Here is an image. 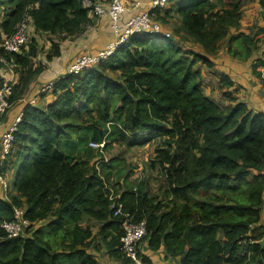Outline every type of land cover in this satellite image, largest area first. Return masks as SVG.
Wrapping results in <instances>:
<instances>
[{"label": "trees", "instance_id": "16d2710c", "mask_svg": "<svg viewBox=\"0 0 264 264\" xmlns=\"http://www.w3.org/2000/svg\"><path fill=\"white\" fill-rule=\"evenodd\" d=\"M7 1L11 8L0 20V37L11 34L26 11L35 30L61 38L89 20L82 0ZM180 1L182 24L203 51L216 54L220 39L230 33L229 53L252 57V72L260 74L264 58L261 50L256 53L257 34L229 32L241 16L237 1ZM36 49L7 52L0 46L20 75L10 101L41 71L43 65L30 64ZM59 54L52 40L45 57ZM198 61L212 69L206 54L164 34H134L97 64L55 78L54 98L45 106L25 104L5 160L6 168L12 156L18 158L14 193L9 200L0 197V223L13 218L14 205L23 207L30 226L46 222L12 236L0 225V264H97L86 249L92 229L80 222L86 214L102 222L109 255L127 264L120 249L122 217L113 214L104 182L122 170L116 156L104 158L102 151L155 139L149 165L165 176L168 204L154 202L142 181L117 190L122 210L146 221L140 246L162 245L165 256H178V264H264L263 230L252 234L250 227L260 222L264 198V111L250 108L225 72L209 71L217 78L219 98L205 93ZM138 253L153 264L141 247Z\"/></svg>", "mask_w": 264, "mask_h": 264}, {"label": "crops", "instance_id": "0c3cea01", "mask_svg": "<svg viewBox=\"0 0 264 264\" xmlns=\"http://www.w3.org/2000/svg\"><path fill=\"white\" fill-rule=\"evenodd\" d=\"M100 1L103 7L107 8L110 0ZM137 1H140V6L136 7L134 3ZM146 1L148 0H122L127 8L122 16V23L130 15L134 14L139 8L146 7L144 4ZM6 2L11 5L7 0ZM10 8H6L3 11V15L0 20L3 18L5 13L10 10ZM29 28L33 29V31H37L33 28L32 21L30 22ZM161 29L163 30V28ZM49 34H51V41L55 40L58 42L60 54L53 56L51 59H47L45 57V61L42 62V70L31 77L29 83L24 88L20 96L12 100L11 104L5 109L4 116L0 119V132L7 129L8 126L12 124L15 116L22 111L25 104L32 103L34 105L43 107L47 102L51 101L54 98L52 92L50 91L51 86L44 88L45 84H49L50 82L52 83L55 78L67 73L69 63L83 50L96 52L97 50L105 47L106 44L112 39L113 30L111 27V20L107 13L104 12L97 16L89 14V20L85 24H82L80 30H78L75 34L68 35L64 38L60 37V39H54L52 37V34L55 33ZM3 36L4 34L0 37V46H2L1 43L4 38ZM46 47H48V45ZM202 53L206 54L212 60V69L227 73L233 78L236 85L240 86L239 96L245 100V102H247L250 108L253 110L264 111V79L261 77L262 68L261 66L257 67V70L260 72L259 75H256L252 72V63L254 62L252 57L236 58L230 54H226V57H223L222 55H219L222 53L217 54V52L213 55L203 50ZM225 53H227V51H225ZM0 59L11 64L10 60H6L1 54ZM196 66L201 70V77L204 82L209 80L210 82H213L215 85H217V78L209 72L212 69L208 68L205 63H202V61H198ZM0 76H2L3 80L5 78L12 77V72L9 67L7 70L0 67ZM19 78V73H17L14 69V75L12 78L14 86L18 83ZM207 91V87L204 88V92L206 93ZM16 158L17 157L12 156V162L6 166L4 171L5 179L8 176V171L10 168L16 167L17 169L16 160L18 158ZM97 220L98 219H94V221ZM97 223L99 224L97 230L95 232L92 230V234L95 235L90 239L89 244L86 245L87 251L93 256L97 263L99 262V264H103L101 259L98 257L100 255H105L108 257L109 261H113V264H123L121 259L112 257L107 252L105 243L102 239V222L97 221ZM250 227L252 234H256L261 229L264 233V198L262 202L260 222L259 224H252ZM142 246L143 243L140 247L143 249L144 253L150 256L153 264H178V256H165V250L162 245L157 250L145 249V247L142 248Z\"/></svg>", "mask_w": 264, "mask_h": 264}, {"label": "rangeland", "instance_id": "374dc122", "mask_svg": "<svg viewBox=\"0 0 264 264\" xmlns=\"http://www.w3.org/2000/svg\"><path fill=\"white\" fill-rule=\"evenodd\" d=\"M96 1L101 3L100 0H96ZM230 1L232 2L237 1L239 3L241 16L239 18L238 24L232 27L231 31L229 32L237 33L238 31L239 32L242 31L249 34H257V38L259 39V41H258V50L256 51V53H259L260 50L262 51V49L264 48V30L261 29L262 27H264V0L263 2H261L260 0H230ZM176 2L177 0H168L167 3L161 7L160 12H154L150 16V18L153 21L158 22L160 24V27L163 28L164 32L165 31L169 32L170 35L168 37L171 38L176 44L180 45L183 48H191L195 52H202L204 48L201 47L200 44H197L196 41L193 39V37L186 32L182 24L181 15H179V13L176 10ZM225 6H227L226 3L222 4L221 7H225ZM6 8H10V5L6 2V0L5 1L0 0V18L2 17L3 11ZM24 16L25 14L22 17ZM28 32H29V36L26 44L23 47L26 50L31 45H33L35 49L37 48L36 55L32 57L30 64L32 67L34 66L36 67L38 65L41 66L42 62L45 61L46 52L49 46H51V34L47 32L44 33V32L33 31V29L30 28ZM52 35L54 39L57 38L60 39V37L62 36L61 33H55ZM229 38H230V33L224 35V37L220 39L219 48L217 51L218 53L216 52L217 54L222 53L219 55H222L223 57H226V54H230L227 47ZM47 45L48 47H46ZM233 46H235V44H233ZM225 51H227V53H225ZM1 55L3 54L1 53ZM0 67L7 70L8 67L9 69L11 68V64L0 59ZM13 68L17 73H19V71L17 70V66H14ZM204 84H205V88L207 87L208 89L206 93L211 94L216 99H218L219 89L217 85H215L213 82H210L209 80L204 82ZM46 86L47 84H45L44 88H47ZM156 142H158L157 139L150 141L144 145H134V146H127L125 144L118 143V144H112L108 149L102 151L104 158H108L109 156H113V155L116 156L119 159V163H118L119 165L117 166V168L122 170L120 174H117L116 173L117 169H115L112 172L111 176L105 178L104 180L108 188V197L110 199L112 198L114 200L119 195L117 190L120 186H123V184L125 185V182H127V185L129 186L135 187L136 185H138L139 182L142 181L144 190H146L149 196L154 198V202H160L161 204H165V205L168 204L169 198H171L172 196H169V194H167L166 192L167 184H166L165 176L160 172L158 166L151 167L149 165L150 161L155 158L154 148L156 146ZM15 171H16V167L10 168L8 171V176L6 178L8 181L7 182L8 189L4 187V185H1L0 183V197L4 199L7 200L10 199V196L14 193L12 182L14 179ZM97 221L99 222V220ZM97 221H94V218L87 214L83 215L82 218L80 219V222L83 225L90 226L93 232H95L98 228L99 224L97 223ZM45 222L46 220L33 222L32 226H28L30 227L28 234L34 228L44 224ZM28 227H26L25 229H27ZM94 235L95 234H93V236ZM98 257L101 259L103 264H113V261H109V258L106 257L105 255H100ZM124 260L126 261V258H124ZM126 263L132 264L130 260H127ZM97 264H99V262Z\"/></svg>", "mask_w": 264, "mask_h": 264}, {"label": "built area", "instance_id": "2783aa9c", "mask_svg": "<svg viewBox=\"0 0 264 264\" xmlns=\"http://www.w3.org/2000/svg\"><path fill=\"white\" fill-rule=\"evenodd\" d=\"M168 0H148L146 7L139 8L134 14L130 15L123 23L122 16L127 10L122 0H110L107 8L96 0H82L83 6L89 7V14L93 16L100 15L104 12L107 13L111 20V27L113 30L112 39L106 44L105 47L90 52L83 50L79 53L68 65V72L78 73L83 69L97 64L99 61L104 60L111 55L121 44L128 42L129 38L134 34L139 33H153L164 34L169 36L170 33L163 31L158 22L153 21L150 16V9L154 7H162ZM134 5L140 6V1L135 2ZM25 16L16 24L15 30L5 36L2 40V47L7 52H19L20 49L26 44L28 39V30L30 26L31 16L26 11ZM262 57L264 58V48L262 50ZM11 72L12 77L5 78L0 86V113L11 104L9 100L13 91V75L14 66L16 65L12 59ZM261 77L264 79V65L261 66ZM51 82L46 87L51 86ZM19 112L12 124L7 129L0 132V183L8 189L7 180L5 179V160L11 151V143L13 141V132L16 130V124L21 118ZM112 199V198H111ZM9 200V199H8ZM113 200V199H112ZM113 214L120 215L122 235L120 237V249L123 254L129 258L132 264H145L140 257L138 250L140 248V241L146 234V221L145 219L134 220L132 214L122 210V202L118 200V196L113 200ZM14 215L11 220H3L0 225L6 230L9 236L20 234L26 227L30 226V220L23 216V208L21 206H13Z\"/></svg>", "mask_w": 264, "mask_h": 264}]
</instances>
